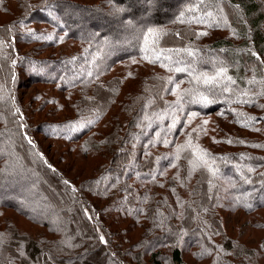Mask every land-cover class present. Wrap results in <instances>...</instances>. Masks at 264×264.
<instances>
[{
    "label": "trees",
    "instance_id": "1",
    "mask_svg": "<svg viewBox=\"0 0 264 264\" xmlns=\"http://www.w3.org/2000/svg\"><path fill=\"white\" fill-rule=\"evenodd\" d=\"M163 1L167 0H159ZM199 1H204L206 7L197 5L195 9L193 5ZM9 2L0 0V11L4 9L11 14ZM145 2L150 4L153 1ZM21 3L16 8L24 10L23 18L0 24V80L7 84L13 69L21 71L27 67L30 81L58 86L65 95L66 104H59L55 110L67 111L69 115L55 123H27L26 130L43 133L50 140L79 146L70 149L72 154L74 150L77 157L98 158L101 163L87 179L69 177L40 149V141L33 137L35 144L32 145L23 134L22 126L18 125L22 122L15 117L20 112L19 108H15L16 97H11L15 100L13 104L5 100L3 105H6V110L3 113H8L5 119L8 127H5L4 135H9L7 141L22 144L21 153L17 151L20 155L35 151L34 163L41 168V177L47 185H51L56 178L63 191L59 193L62 204L55 209L59 215L65 214L67 218L72 216L73 221L72 230L62 236L67 246L57 240L48 241L50 239L46 237L38 240L34 238L23 248L24 254L16 253L15 257H11L21 264H28L27 260L47 264L46 259L56 264L82 260L94 264H144L142 249L146 246L151 264H164L169 258L171 264H185L181 246L187 242L200 263L248 264L251 256L249 250L239 241L228 237L225 229L224 213L230 212L233 194L225 183L237 186L236 192L241 197L235 201L239 210L252 218L260 216L254 212L264 210V157L260 156L261 162L257 161L255 157L259 155L251 152H263L264 148L258 150L254 144H249L252 142L245 144L242 138L236 144H225L229 142L225 136V140L220 141L223 146L243 148L245 151L219 154V151L212 149L213 145L209 147L205 144V140L210 143L215 141V131L213 134L209 132L210 136L202 133L200 136L196 134L194 138L193 132H187L178 147L176 145L183 136V129L191 114L204 118L218 116L225 121L233 118V108L242 104L258 105L257 100L261 99L263 93H247L239 98L228 84L209 83L206 77L213 74L220 80L237 82V75L242 76L245 70H236L234 65L238 63L243 67L254 64L264 71L263 3L260 0H179L172 8V14H163L156 9L140 23H136L135 15L124 8L123 0H101L91 7L71 0H21ZM214 4L221 9L212 7ZM187 7H191L190 16H180L182 8ZM196 10L199 11V18L195 17ZM67 11L71 13L67 14ZM36 14L39 24L44 27L35 28L24 38L19 32L16 33L20 26L29 25L28 18ZM74 16L84 20V26L78 27ZM209 20L215 25L209 26ZM167 22L184 27L157 37L149 35L148 29L151 28L153 33L154 28L160 29ZM100 23L113 29L118 27L117 31L123 33L130 47L120 48L113 54V50H117L107 44L111 38L107 32L99 30ZM205 23L209 30L222 31L229 27L236 30L238 27L237 33L245 39V46L240 47L225 38H213L207 44L200 43L201 37L195 36L200 32L198 26ZM174 37L184 41L176 45ZM33 43L54 51L64 46L61 52L72 53V56L57 57V51L53 52V56L39 59L26 47L20 48L21 45ZM85 45H88V49ZM84 52L88 54L86 58ZM16 56L19 59L14 62ZM133 60L172 75L176 81L173 85H188L182 89L176 102L182 109V116L177 117L167 110L176 109L175 104L170 102L168 107H164L163 96L167 91L169 95L170 89L168 79L154 77L151 80L146 77L142 92L135 95L132 102L120 103L125 106L124 111L112 116V120H106L108 112L115 107L114 102L122 94L124 83L120 77L109 74L116 65ZM102 63H106V68L101 70ZM34 68L43 69L44 75L33 73ZM76 68L78 72H75ZM222 72L225 74L224 79L220 77ZM234 97L239 100L236 101ZM151 98L154 99L153 103L150 102ZM162 110L165 117L160 114ZM145 112H150L151 116L138 120ZM239 118L244 122L239 128H246L243 130L252 134L256 133L255 125L262 120L244 115ZM154 119L158 120L159 139L155 135H144ZM202 123L206 124L204 121ZM70 130L74 133H70ZM219 132L224 134L223 131ZM260 133H264V130L257 132ZM174 150L177 152L174 153ZM69 155L65 151L59 157L64 160ZM179 157L182 158L181 162L178 161ZM190 161H197L198 164L206 161V166H199L203 168L198 172L197 179L192 178V181L183 175L187 173L190 177L192 174ZM246 166L259 170V175L245 173ZM256 180L261 183H249ZM8 187L10 185L4 189ZM56 191L59 192V189ZM243 192H249L250 197L244 198ZM243 199L249 202L246 204L242 202ZM8 208L25 213L18 205ZM62 217L65 218L64 215ZM143 217L148 218L147 227H142L146 221ZM123 222H131V225L119 229ZM255 222L248 223V227L254 226L255 229ZM131 226L141 230L146 228L151 233L150 238L146 236L145 245L133 242ZM99 230L105 234L106 244L102 242ZM154 248L159 249L154 251ZM98 254H102L103 260L97 257Z\"/></svg>",
    "mask_w": 264,
    "mask_h": 264
},
{
    "label": "rangeland",
    "instance_id": "2",
    "mask_svg": "<svg viewBox=\"0 0 264 264\" xmlns=\"http://www.w3.org/2000/svg\"><path fill=\"white\" fill-rule=\"evenodd\" d=\"M73 2L79 3L80 5L91 7L96 3H99L101 0H71ZM150 4H146L145 0H123L124 8H126L127 11H129L131 14H134V21L136 23H140L141 21L146 20L150 15L153 14V11L156 9H159L162 11L163 14H172V9L174 6L177 5L179 0H167L163 2H159V0H152ZM263 3L262 10L264 12V0H260ZM18 4H22L21 0H10L9 6L11 8V14L7 13L4 9L0 11V24H6L9 22H12L13 20H20L21 17L23 18L24 10L19 11ZM197 5L202 6L203 8L206 7V3L204 1H199L195 9L197 8ZM24 8V6H22ZM212 7L220 10V6L217 4H214ZM25 9V8H24ZM191 7L182 8L180 16H190ZM199 11H195V17L199 18L200 14ZM13 13V14H12ZM23 13V14H22ZM70 11H67V14H70ZM236 15V13H234ZM73 15H70V17ZM41 17V16H40ZM237 17L239 15L237 14ZM37 14L34 15L33 18H28L29 25L26 26H20L19 29L16 31L19 32V34L23 35V38L26 36V34L35 28H42L44 26H41L38 21ZM188 18V17H187ZM32 19V21H31ZM76 21V25L78 27L84 26V20L77 19L76 16L73 17ZM32 22V23H31ZM171 22V21H169ZM165 25L164 27H161L160 29H153L154 32L151 34L152 36H159L160 34L164 32L174 31L178 30L181 27H184L180 24L175 23H169ZM26 23V22H25ZM209 26L215 25L212 20H209ZM112 26L104 25L103 23H100L98 26L99 30L102 32H107L109 35L110 42L107 43L111 47H115L117 51L113 50V54H116V52L119 51L120 48L127 49L130 47L128 40L125 39V36L122 32L117 31L119 28H111ZM151 29V28H150ZM148 29V30H150ZM198 34L195 37H201L200 43H209L208 41L213 40V38H225L232 41L234 44L239 45L240 47L242 45L245 46V39L241 37L240 33H237L238 27L236 30L229 27L228 30H209L206 26V23L202 26H198ZM263 31H264V24H263ZM200 33V36H199ZM151 36V37H152ZM15 38H17L15 36ZM174 44L178 45L181 44L184 40L178 39L176 37L173 38ZM168 42H172V40H169ZM113 44V45H112ZM20 46V45H19ZM68 47V45H66ZM88 49V45H85ZM26 47L27 49L31 50V54H34L39 59H44L50 56H53V52H57L58 56H72L71 54H65L61 51L65 48L64 46L59 47L57 50H51L46 49L42 47V44H26L21 45L20 48ZM24 48V51H26ZM89 51V50H88ZM87 53L85 55L84 52V58L87 57ZM82 58V59H84ZM19 59V57L14 58L15 60ZM223 64V63H222ZM106 63L100 64V69L106 68ZM207 65V64H204ZM80 67V66H79ZM94 67V66H93ZM92 67V68H93ZM219 67V66H218ZM223 67V66H222ZM236 70H242L245 69L242 73V76L237 75L238 81L234 82H226L224 80H220L216 78V75L210 74L209 77H206V81L209 83L214 82H220L221 84L226 83L228 84L230 90L232 89L234 95L238 96L239 98L243 95H246L247 93L252 94H258L263 95L260 97L261 99L257 100V104L254 106H247V104H242L241 106L237 108L232 109V119L225 121H222V119L218 118V116H209V118L199 117L194 114H191L189 119L187 120V125L185 129H183V136L178 140V145L183 141L184 136L187 132H193V138L197 134L200 136V134L204 133L210 134V133H216L215 141L210 143L205 140V144L210 147L212 146V149L219 151V154L221 153H227V152H239V151H245L243 148H234V147H228L225 144L230 143H238V139L242 138L243 142L247 144V142H252L249 144H254L258 150L261 148H264V133L257 134L259 130H264V71L252 64L250 67H243L239 63L234 65ZM112 69V68H110ZM35 70V71H33ZM221 70V69H220ZM224 71L225 70H221ZM33 73H36L37 75H44L45 71L43 69L34 68L32 69ZM47 72V71H46ZM78 72L77 68L76 71ZM222 72L220 74V77L222 79L225 78V74ZM49 74V72H47ZM109 76H116L120 77L123 80V88L121 90V96L118 97L117 101H115V107L112 111H109L106 118V120L110 121L112 120V116H115L118 113H121L122 110L124 111L125 106L120 103H130L132 102L135 95L142 92L143 89V82L146 77L153 80V78H160L168 79L169 84V95L168 91L163 96L164 98V107H168V103H173L177 106L176 109L173 111L170 109H167L171 111L174 115L179 117L182 114V109L178 107L176 102L179 100L181 96L182 89L187 87L188 85L184 84L180 86L179 84L173 85L174 77L166 72H164L161 69H158L156 67L148 66L147 64L140 63L139 61L133 60L128 61L126 63L118 64L113 68L111 71V74ZM108 76V77H109ZM135 78V79H133ZM29 76V69L27 67L23 68V70L19 71V69H13L12 75L9 78V81L7 84L3 80H0V134L2 138H0V157H3L0 159V264H21L19 260L13 258L16 256V253L24 254L23 248L25 245L27 246L31 239H42L46 237V239H50L48 241L57 240L58 243L67 246V242L62 239V236L70 232L73 228V221H71V217H65V214L59 215L60 213L57 212L55 208H59V206L62 204L61 197L59 196L60 192H63L60 190V185L58 180L54 178V182L51 185H47L43 177H41L42 173L41 168L37 164L34 163V150L33 153H27L22 154L20 147L16 141L8 142V134H5L6 126L5 119L8 117V113H3L6 110V105L3 103L6 99H8L11 104L16 100V106L15 108H19V113H16L15 117L18 120H21L22 123H18V125L23 128V134L27 138V140L30 142V144H35L33 137L40 141L42 148L40 149L44 151L52 160V162L59 167L62 171L66 172L69 177H74L75 179L84 180L87 179L90 176V173L97 168L101 160L100 159H83L81 157L75 156L76 151L73 150V154L70 151L71 148H78L79 146H71L67 145L64 142H61L59 140H53L46 138V136L42 134H36L35 131H27V123H39V122H46L49 121L50 123L58 122L60 118L64 120L65 117H67L69 114L67 111H56L55 109H58L57 107L60 105H65L66 101L64 100L65 95L64 93L60 92L58 86H52V85H46V84H37L34 81H30ZM245 83V86L243 84ZM10 92L8 93V91ZM132 96V97H131ZM11 97H16L15 100H13ZM151 97V96H148ZM238 97H234L236 101H238ZM152 99V98H151ZM53 102H51V101ZM243 100V99H242ZM196 103V100H194ZM247 101V99H246ZM252 100H250L251 102ZM151 103L154 102V99L150 100ZM253 102V101H252ZM247 103V102H246ZM246 107H253V108H246ZM162 109V108H160ZM3 110V111H2ZM55 110V111H54ZM159 110V109H158ZM156 110V111H158ZM155 111V112H156ZM50 112V113H49ZM52 114V115H51ZM160 114L165 117L164 111H160ZM251 116L255 118H262L261 122H259L257 125H255L254 131L256 133L252 134L250 132H247L243 129L246 128H239L244 122L243 119L239 118V116ZM150 112L143 113L138 120L144 118V117H150ZM182 116V115H181ZM23 118L25 121H23ZM135 119V118H134ZM61 120V119H60ZM202 121L206 122L205 125H203ZM158 122L157 119H154L149 127H147V130L145 131L144 135H155L157 139L161 138L160 132L157 130L156 123ZM31 125V124H30ZM72 129V127H71ZM74 130V127H73ZM220 131H223L224 134H221ZM70 133H74V131H69ZM210 132V133H209ZM75 135V134H74ZM210 136V135H209ZM225 136L229 139V142H224L225 146L220 141L225 140ZM240 140V139H239ZM16 145V147H14ZM166 149V148H165ZM167 150V149H166ZM19 151V153H17ZM65 151H68L69 157L62 160L60 159L61 156L65 154ZM177 152V150H174V153ZM79 153V152H78ZM253 154L259 155L255 157L257 161L261 162V157H264V151H256L254 150L251 152ZM60 155V157H59ZM261 156V157H260ZM181 157L178 158V161L181 162ZM190 165L193 169L192 174H190V177L186 174H183L184 177H187L189 181H192V178L197 179L198 172L203 168L199 166H194L193 163L190 162ZM249 172L251 175L256 176L259 175V170L254 169L252 166H246L245 173ZM178 173H181L178 171ZM186 181V180H185ZM9 182V183H8ZM55 182H57L55 184ZM252 183L251 185H256L261 182L258 180ZM10 185V187L5 188V186ZM58 187L56 188V186ZM226 188H228L233 194L231 195L232 201L230 202L229 210L230 212L224 213L226 217V225L225 229L227 232V236L231 237L235 241H239L242 243L246 249L249 250V253L251 254L249 258L248 264H264V210H258L254 212V214H259L260 216L256 218L249 217L251 215H247L245 211H241L237 208V203L235 200H239L241 197L236 192V185L235 184H228L225 183ZM145 187V186H144ZM59 189V192L56 191V189ZM261 188V186H260ZM234 189V191H233ZM252 194V192H251ZM244 198L249 196L250 194L248 192H243L242 195ZM226 196H223L225 198ZM264 200V199H263ZM242 202H246V204L249 202L248 199H243ZM10 204L12 206H10ZM233 204V205H232ZM13 205H18L20 209H22L25 213H19L16 210H13L8 207H13ZM228 208V203H227ZM57 214L58 217L54 218L53 216ZM150 215L149 213H143ZM170 214V213H169ZM64 215L65 218L62 216ZM89 215V214H88ZM67 216V215H66ZM61 217V218H60ZM89 217H91L89 215ZM65 221H63V219ZM92 218V217H91ZM98 218V216H97ZM143 219H146V221L142 224V227H147L148 221L147 217H143ZM255 222V229L254 226L248 227V223ZM46 225L47 227H40L38 225ZM119 225V229H124L127 226L131 225V222ZM69 224L71 226H69ZM119 229L117 231H119ZM131 230H133V242L144 244L146 243V236L149 238L151 237V233L149 231L141 230V229H134L131 226ZM53 231V232H52ZM146 231V232H145ZM100 236L102 238V242L104 244L107 243V238L103 231L99 230ZM113 232V231H112ZM41 234V235H38ZM66 244V245H65ZM146 247V246H145ZM142 249V253L144 252V258L143 263L144 264H151L150 262V255L149 252L146 254L147 251ZM170 247V246H169ZM169 247H165L166 249H170ZM183 251V259L185 261V264H203L200 263L196 258V253H194V250H192L189 243L185 242L183 246H181ZM159 248H154V251H157ZM141 250V249H140ZM255 251V254L253 253ZM140 252V251H138ZM168 252V251H166ZM146 254V255H145ZM17 255V256H19ZM167 255V254H166ZM13 256V257H11ZM168 256V255H167ZM100 258V260H103L102 254H98L97 256ZM46 259V257H44ZM41 262V261H40ZM47 264H56L55 261L48 262V259L45 261ZM28 264H36L35 262H32L31 260H27ZM65 264H94L90 263L89 260H82V261H72V262H64ZM113 264V263H112ZM164 264H171L170 258L169 260ZM205 264V263H204Z\"/></svg>",
    "mask_w": 264,
    "mask_h": 264
},
{
    "label": "snow or ice",
    "instance_id": "3",
    "mask_svg": "<svg viewBox=\"0 0 264 264\" xmlns=\"http://www.w3.org/2000/svg\"><path fill=\"white\" fill-rule=\"evenodd\" d=\"M152 30H149V35H151ZM147 36L145 37V39L147 40ZM202 155H206V154H202ZM191 163H193L194 166H206V161H201L199 164L197 163V161H190Z\"/></svg>",
    "mask_w": 264,
    "mask_h": 264
}]
</instances>
